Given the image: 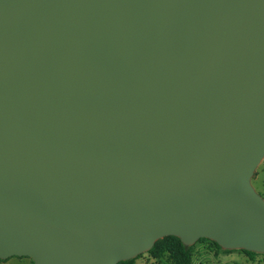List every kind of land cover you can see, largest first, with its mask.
<instances>
[{"label": "water", "instance_id": "1", "mask_svg": "<svg viewBox=\"0 0 264 264\" xmlns=\"http://www.w3.org/2000/svg\"><path fill=\"white\" fill-rule=\"evenodd\" d=\"M263 157L264 0H0L3 259L264 253Z\"/></svg>", "mask_w": 264, "mask_h": 264}, {"label": "rangeland", "instance_id": "2", "mask_svg": "<svg viewBox=\"0 0 264 264\" xmlns=\"http://www.w3.org/2000/svg\"><path fill=\"white\" fill-rule=\"evenodd\" d=\"M251 184L264 199V157L254 171ZM158 241L164 245L166 251L159 256L149 251L144 252L134 258L135 264H176L172 252L176 248V240L165 237ZM262 258L264 253H256L251 259L241 249L226 250L218 247L212 240L200 239L192 245L191 264H260ZM5 260H8L9 264H34L29 257H10Z\"/></svg>", "mask_w": 264, "mask_h": 264}, {"label": "trees", "instance_id": "3", "mask_svg": "<svg viewBox=\"0 0 264 264\" xmlns=\"http://www.w3.org/2000/svg\"><path fill=\"white\" fill-rule=\"evenodd\" d=\"M167 238H174L176 240V248L173 252L175 258H176V264H191L192 261V246L186 247L181 240L178 237L175 236H168ZM218 247H220L217 243H215ZM221 248V247H220ZM166 251V248H164V245L161 244L159 241H156L154 246L149 250L150 253H152L155 256H159L163 252ZM243 252L250 257L251 259L254 257V255H249V253H255L251 251L243 250ZM256 255V253H255ZM130 260H134L130 259ZM120 264V262L118 263Z\"/></svg>", "mask_w": 264, "mask_h": 264}, {"label": "snow or ice", "instance_id": "4", "mask_svg": "<svg viewBox=\"0 0 264 264\" xmlns=\"http://www.w3.org/2000/svg\"><path fill=\"white\" fill-rule=\"evenodd\" d=\"M249 255H255V253H249ZM0 264H9V261L3 259V256L0 255ZM120 264H135V261L134 260H124V261H121ZM260 264H264V258H262Z\"/></svg>", "mask_w": 264, "mask_h": 264}]
</instances>
